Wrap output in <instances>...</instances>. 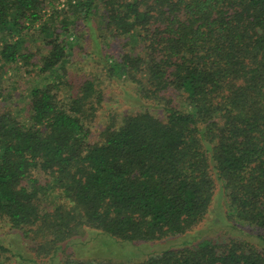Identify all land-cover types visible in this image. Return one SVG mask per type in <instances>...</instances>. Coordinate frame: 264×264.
<instances>
[{
    "label": "trees",
    "instance_id": "obj_1",
    "mask_svg": "<svg viewBox=\"0 0 264 264\" xmlns=\"http://www.w3.org/2000/svg\"><path fill=\"white\" fill-rule=\"evenodd\" d=\"M84 35L125 48L103 69L161 117L141 110L89 141L98 82L63 96L61 80ZM20 69L40 79L23 119L1 105L2 74ZM0 70V221L36 257L97 264L73 244L88 231L167 239L133 264H264V0H0ZM216 197L255 233L182 240Z\"/></svg>",
    "mask_w": 264,
    "mask_h": 264
},
{
    "label": "rangeland",
    "instance_id": "obj_2",
    "mask_svg": "<svg viewBox=\"0 0 264 264\" xmlns=\"http://www.w3.org/2000/svg\"><path fill=\"white\" fill-rule=\"evenodd\" d=\"M83 37L84 40H81L80 44H72L69 55L66 57V75L61 80L67 84V88L65 84L62 86L63 96H68L69 92L76 91L84 81L94 79L95 82H98L97 85L101 91L102 100L100 105L97 106V111L92 121L87 125L89 141H99L100 133L105 128L118 126L121 119L126 115L141 110H148L154 115L161 117L155 108H148L150 106L148 103L144 104L143 101L135 100L134 93L125 83L108 77L106 69H103L100 62L101 59L107 55L112 59L118 60L125 52V48L123 50L120 44H100L99 48H96L95 44L89 43L88 36L84 35ZM27 46L29 52L31 54L38 53L37 56L46 52L37 40L34 43L27 44ZM32 63H36L34 57ZM9 71L3 73L0 70V73H3L1 84L5 88L4 94H9L1 105L19 113L23 119L25 117L23 116L25 114V95L28 89L40 79L36 76V69L30 72V75H23L21 69L14 72ZM224 212V203L221 202L220 198L216 197L204 222L197 225L182 240L191 241L194 234L203 238H216L218 235L223 238L245 235L248 238L249 236L247 235L255 233L253 228L246 225L240 226L241 229H236L235 226L231 225L230 221L228 222V219L223 217ZM9 227L6 221H0V245L8 250V253L4 255L7 259L6 264H48L47 261L43 260V257L34 255L31 251V245L22 239L20 232ZM166 240H162L160 245L158 242H150L135 246L136 244L118 241L105 234L100 237L96 233L86 231L77 236L73 240V244L74 247L85 250V255H82L84 259H89L97 264H105L107 262H110V264H133L146 259L149 255H154V253L168 245L167 243L164 246ZM102 251L117 256L108 259L111 256Z\"/></svg>",
    "mask_w": 264,
    "mask_h": 264
}]
</instances>
